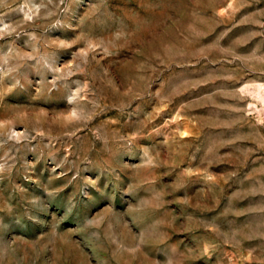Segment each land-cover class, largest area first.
Listing matches in <instances>:
<instances>
[{"label": "rangeland", "instance_id": "rangeland-1", "mask_svg": "<svg viewBox=\"0 0 264 264\" xmlns=\"http://www.w3.org/2000/svg\"><path fill=\"white\" fill-rule=\"evenodd\" d=\"M0 264H264V0H0Z\"/></svg>", "mask_w": 264, "mask_h": 264}]
</instances>
